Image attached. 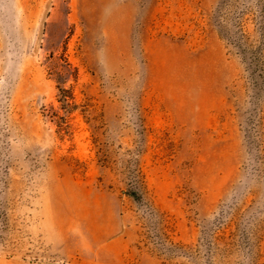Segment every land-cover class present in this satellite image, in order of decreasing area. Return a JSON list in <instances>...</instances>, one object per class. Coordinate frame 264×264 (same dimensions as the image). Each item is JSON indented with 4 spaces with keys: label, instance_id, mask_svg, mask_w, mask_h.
I'll return each mask as SVG.
<instances>
[{
    "label": "rangeland",
    "instance_id": "374dc122",
    "mask_svg": "<svg viewBox=\"0 0 264 264\" xmlns=\"http://www.w3.org/2000/svg\"><path fill=\"white\" fill-rule=\"evenodd\" d=\"M0 264H264V0H0Z\"/></svg>",
    "mask_w": 264,
    "mask_h": 264
}]
</instances>
